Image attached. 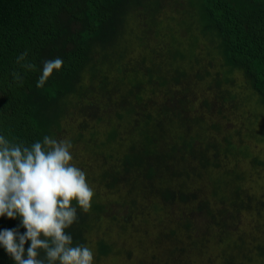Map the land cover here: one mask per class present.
<instances>
[{
	"label": "trees",
	"instance_id": "1",
	"mask_svg": "<svg viewBox=\"0 0 264 264\" xmlns=\"http://www.w3.org/2000/svg\"><path fill=\"white\" fill-rule=\"evenodd\" d=\"M171 3L182 4L180 0H0V135L31 145L44 136H58L63 121H70L78 135L69 141L73 145L83 139L88 146L82 148L83 154L95 166H81L73 159L71 163L90 173L93 169L95 175H86L90 187L99 181L109 191L103 199L99 192L94 195L87 212L73 202L77 219L66 229L73 246H91L88 234L95 224L102 226L103 212L112 214L111 224L118 225L120 236H133L130 228L150 224L162 211V200L177 205L189 201L177 178L185 189L194 173L202 177L200 184L208 172L214 173L212 197H219L225 206L211 213L219 214L217 220L237 214L245 209L250 181L244 164L252 165L253 171L264 164L260 153L253 152V142L264 145V0H189L187 16L179 22L183 34L172 20L166 26L158 19V12ZM129 15L133 23L126 22ZM146 23L156 28V34L162 32L163 43L150 39ZM130 36L136 54L121 61L106 54V59H112L107 60L109 67L96 63L100 47L105 50ZM25 52L21 64L34 65L32 70L16 62ZM56 57L63 60L62 68L38 88L43 61ZM13 73H19L22 83ZM238 77L244 90L237 84ZM204 78L210 83L204 103L209 111L196 115L200 92L196 94V84L191 83ZM93 86L104 95V102L93 104L88 99ZM248 96L255 100L249 101L253 108L245 113ZM84 99L89 102L85 108L77 107ZM227 102L231 111L240 109L245 119L238 122L225 115L232 124L228 128L222 119V124L209 121L215 113L223 114ZM76 113L82 118L78 122L71 119ZM185 152L193 153L200 166L189 161L179 165L177 158ZM187 189L193 192L192 187ZM114 202L118 208L111 207ZM209 202L202 201L201 208ZM197 220L188 216L171 244L166 234H158L152 248L168 246L172 256L181 249L188 252L189 264H206L203 259L208 258L210 246H216L225 255H217V264L235 263L230 257L234 251L225 244L230 241L228 221L220 220L217 231L211 232L214 225L200 218L204 232L200 228L193 236L190 231ZM19 225V218L0 217V231ZM19 232L26 229L19 227ZM181 232L188 241L179 247L176 238ZM95 244L91 247L94 261L120 253L105 237ZM29 246L30 241L25 243V253ZM260 249L264 256V248ZM44 256L41 251L39 258ZM0 264H15L2 246ZM140 264L166 263L152 254Z\"/></svg>",
	"mask_w": 264,
	"mask_h": 264
},
{
	"label": "rangeland",
	"instance_id": "2",
	"mask_svg": "<svg viewBox=\"0 0 264 264\" xmlns=\"http://www.w3.org/2000/svg\"><path fill=\"white\" fill-rule=\"evenodd\" d=\"M166 1V0H162ZM182 4L176 3L169 6L167 8L162 9L160 12H158V19L164 22V24L167 23L168 20H172L173 26L177 25V32L179 33V30H184L179 26V22L186 18L187 16V10L186 8L188 7L189 0H180ZM173 2V1H172ZM190 8V5L189 7ZM194 9H192L193 11ZM143 11V10H142ZM145 16V15H144ZM192 19V18H191ZM197 19V18H196ZM134 18L129 15L126 17V22H134ZM143 20L147 21L146 17H143ZM195 19H192L190 21H193ZM137 25V24H134ZM75 28V26H73ZM144 27L146 30H148L147 34L150 35V39H156L158 40L157 43H163L164 39L161 36L162 32L159 34L155 33L156 28L154 26L149 25V23L144 24ZM197 28V26H195ZM182 33V32H180ZM183 34V33H182ZM146 45H144L145 47ZM104 50V48L100 47L99 48V54L96 59V63H102L106 67H109L110 64L107 60H112V59H106V54H110L112 58H119V61L123 60V57H129L131 53L136 54V51L134 49L135 43L133 41V37L130 36L127 41H115L114 43H111L109 46H107ZM124 58V59H125ZM112 64V63H111ZM113 70V67L111 68ZM110 70V71H111ZM211 71L214 73L215 70L211 69ZM188 73V72H187ZM112 77V75H110ZM198 79V78H197ZM123 80V79H122ZM199 80V79H198ZM97 82V81H96ZM243 79H240L238 77L237 84L240 88V90H244L243 86ZM191 84H196L195 89H196V94L200 92V96L196 99L195 102V107L198 109L197 111L195 110L196 113H204L208 114V109L207 107L204 106V103H206L207 98L206 96V90L209 89L208 85L210 86L209 81L207 78L202 79L201 82H194L192 80ZM112 93V90H109ZM86 92V90L83 89V93ZM95 94L93 95V93ZM108 94V92L106 93ZM192 95L193 93L190 92ZM104 96V95H103ZM100 93L95 90V87L93 86L92 88V93H88L87 97L90 99L91 103L96 104L97 101H103L105 99ZM251 96V95H250ZM248 96V98L250 97ZM108 97V96H106ZM187 99V97H186ZM247 103L243 107V112L245 113L251 111L250 108H253L252 103H249V101L255 100V98L251 97L249 99L246 98ZM178 102V100L176 99ZM76 102V100H75ZM80 103H76L77 107L85 108V105H87L89 102L84 100H80ZM110 103H113V98L110 97ZM228 103V102H227ZM258 105V104H257ZM76 107V108H77ZM89 107H91L89 105ZM232 105L228 103L226 106L223 107V114L219 115L217 113L214 114V116L209 120L212 122H219V124L223 121L224 124H226V127L228 128L229 126L231 127L232 124L229 123L226 120L225 115L228 114L229 119L235 118V121L241 122L243 119L242 118V111L240 109H236L234 112L231 111ZM74 109V108H73ZM99 110V109H98ZM87 112V110H86ZM100 112V110H99ZM190 112V111H189ZM80 113H76L74 116H72V120H80L81 115ZM196 114V115H198ZM93 115V113H92ZM91 117V114H89ZM207 117V116H206ZM219 119H222L221 122ZM228 119V118H227ZM94 120V117H93ZM210 122V124L212 123ZM264 123V122H263ZM222 124V123H221ZM58 136H54V139L57 140H63L67 139L68 141L70 140L71 136L78 135V132L75 131L73 128L72 124L70 121L65 122L63 121L62 127L59 129ZM77 134V135H76ZM104 138V137H103ZM83 144V147L81 145ZM72 145V144H71ZM87 144H84V140L81 139V142L78 141L76 144H73L70 151L72 155V159L75 160V162H80V165L88 167L89 165L95 166V163H91V160L86 158L85 155L83 154L82 148L87 149ZM85 152V151H84ZM253 152L260 153L261 158L264 160V145L253 142ZM79 160V161H78ZM190 162V164L194 163V167L200 166L199 161L197 160L196 156L193 155V153H181V155L177 158V162L179 165H183L187 162ZM193 165V164H192ZM252 165H250L248 162H246L243 166V170H246V175L250 179L247 180V194L244 196V207L245 209L240 212L237 211V214H232L229 217H226L225 219H220L217 220L219 217L216 215H219L218 213H213L211 214L214 210L216 212H220L221 209H225V206L222 205L221 199L219 200V197H212V190H211V180L213 176V171L211 170L209 175H205L204 177V183L200 184L201 181L200 179L202 177H197L196 173L193 175V180L191 181V185L187 188L192 187V191L190 192L191 189H187L184 191V183L177 178V183L181 182L180 188L182 186L183 189V195L188 196L187 198L189 201L186 202H179V205H177V202L175 203H169L165 202L162 200V211L157 212L156 216H153V221L150 222V224L142 225L138 223L136 227L138 228H133L131 227L133 231V236H125L122 234L120 236L119 234V227L118 225H112L111 221V215L109 212H103L100 213L104 218L101 220L102 226L99 228L96 226L93 227V229L90 230L88 236H89V246L90 248L95 247V241L96 239H99L101 237H105L110 243H114L117 248H119L120 253L117 254V256H113V259H108L104 258L101 259L100 261H94L93 264H140L142 262V259L147 258L148 260L152 256V254H156V256H160V259L162 260L163 263L166 264H189L190 262L187 261L186 256L188 252L179 249L176 254L172 256L171 252L167 250L168 246L164 245V248H159L158 250L153 247L155 242L157 241L156 236L158 234H166L169 237V243L171 244L174 240L171 239L174 237L175 233L177 230H181L185 227V222L188 216H193L198 218H203L208 221V223H211L214 225V229H212L211 232H216V225L217 222L220 221V223L224 221H228L227 225H225L226 229L230 230V241L225 243L227 244V249L233 250L234 253L232 256L233 261L237 264H264V256L261 255L262 250L260 248H264V164L259 166L258 169H255L253 171ZM80 168V167H79ZM82 171L87 173H90L83 168H80ZM91 175H95V172L93 169L90 170ZM92 189L94 190V195L96 196L97 193H100V197L102 199L104 198L105 195H108V189L105 188L103 184H100L99 181L96 183H91ZM200 189L199 191L196 189ZM185 192H187L185 194ZM180 199H182L180 197ZM205 199H209L210 202L208 203V206L211 204L213 206L212 209L208 208L206 206L204 209L201 208V203ZM113 208H118L117 202L111 203V207ZM107 208H109V205H107ZM120 208V207H119ZM107 211V210H106ZM125 214V213H124ZM215 214V215H214ZM110 215V216H109ZM213 216V219H212ZM216 216V217H215ZM215 217V219H214ZM261 217V219L259 218ZM107 218H110L109 220ZM158 220H161L158 222ZM194 221V225L192 226V230L190 231V234L193 233V236L195 235L194 231H199L200 228L203 231L202 227H199L200 224L199 222ZM100 224V225H101ZM139 231V232H138ZM204 232V231H203ZM189 235V234H188ZM177 244H179V247H182L187 243V237L184 236V234L181 232V234H177ZM186 242V243H185ZM88 244V245H89ZM169 244V245H170ZM225 247V245L223 246ZM219 248V247H218ZM226 248V247H225ZM127 249V250H126ZM188 251V249H186ZM178 253V254H177ZM223 252L221 250H217L216 246H210L209 249V256L208 258L203 259V261H206V264H217L220 261L217 255H219ZM189 257V256H188ZM172 259V260H171ZM233 263V264H235ZM198 264V263H197Z\"/></svg>",
	"mask_w": 264,
	"mask_h": 264
},
{
	"label": "clouds",
	"instance_id": "3",
	"mask_svg": "<svg viewBox=\"0 0 264 264\" xmlns=\"http://www.w3.org/2000/svg\"><path fill=\"white\" fill-rule=\"evenodd\" d=\"M27 52L17 58L25 59ZM63 66L56 57L43 61L37 87L42 88ZM28 70L35 66L21 64ZM14 79L22 83L19 73ZM71 142L44 136L31 145L0 135V217L20 219L16 229L0 231V246L15 264H93L94 254L85 245L73 246L66 229L77 219V207L87 212L94 190L86 174L72 164ZM19 227L26 229L21 234ZM18 241V242H17ZM30 246L25 253V243ZM43 251L44 258H39Z\"/></svg>",
	"mask_w": 264,
	"mask_h": 264
}]
</instances>
